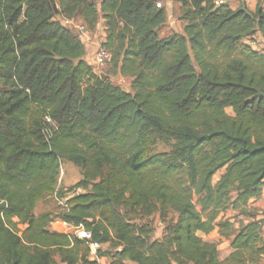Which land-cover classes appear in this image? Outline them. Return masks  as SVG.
<instances>
[{"label":"trees","instance_id":"16d2710c","mask_svg":"<svg viewBox=\"0 0 264 264\" xmlns=\"http://www.w3.org/2000/svg\"><path fill=\"white\" fill-rule=\"evenodd\" d=\"M216 1L179 0L183 32L161 37L162 0H0V264H100L93 243L107 264H260L264 52L245 42L264 43V11ZM62 19L104 21L100 46L130 92L93 71ZM61 161L83 192L36 217ZM229 208L249 221L235 227ZM166 210L177 219L152 241L135 221ZM55 219L89 238L49 231ZM215 229L223 260L200 236Z\"/></svg>","mask_w":264,"mask_h":264},{"label":"rangeland","instance_id":"374dc122","mask_svg":"<svg viewBox=\"0 0 264 264\" xmlns=\"http://www.w3.org/2000/svg\"><path fill=\"white\" fill-rule=\"evenodd\" d=\"M180 19L181 20V14L177 15L176 13L173 16V20L175 22H178ZM104 33V29L102 30ZM257 47L259 49L260 53L264 52V43L263 40L260 36V34L255 35ZM105 40V36L103 37L101 35V29L98 28V26L95 27L93 30H88L87 32V39L83 42V44L88 47V45L92 43H96V49L92 50L91 53H89L90 57L91 55L93 56L95 52L98 50L100 44ZM246 43V42H245ZM93 58V57H92ZM92 66V65H91ZM115 69L112 67L111 64H109V60L105 64V66L101 67L96 74L100 75L101 77H106L109 79L113 85H116L120 87L123 91L130 92L131 91V86H130V80L128 78L122 77L120 74H114ZM226 113L230 116L233 115L231 109H227ZM155 150L157 152H165L168 151V148L163 147L162 145H157ZM219 175H216L213 179L214 182L218 179ZM82 176H81V171L78 167L74 166L72 163L68 161H61L60 164V170H59V176H58V182L56 186V192L53 195H50L48 197H45L41 201H39L34 210L33 214L34 216H39L42 213L48 212L53 215V217H56L58 213L63 211L66 208L67 201L74 195L76 194H81L83 191L77 188V183L81 181ZM197 210H199V207H196ZM166 217H163L160 215V213H154L150 217L144 218L142 220H136L135 223L138 224H146L150 227L152 230L151 234V240H160L163 235L165 234L166 227L170 222H175L177 219V215L170 211L166 210ZM235 215V212L232 211L230 208L227 209L226 211L221 213V216H224L226 218H231L234 223L235 227H238V223L240 222H247L249 221L248 218H245L243 216H237L236 218H232V216ZM250 215H255L259 216V219L261 215H264V211H262V214H257L256 210L252 209L250 210ZM257 219V217H256ZM19 231V235L21 236V233L24 229L23 225H19L17 227ZM48 230L52 232H59V233H65L69 235H75L78 239L80 230L75 229L70 225L64 224L60 222L59 220L55 219L53 223H51L48 226ZM211 234V233H210ZM200 236L206 241L208 238H206L204 235L200 234ZM262 238L264 241V231L262 232ZM211 243H215L218 247V255L219 259L223 260L228 256V250H229V241L230 239L220 237L218 235V232H214L211 234V238L209 239ZM100 249L101 252L105 253H111L112 251L110 250L108 245H103L98 248H96L95 251H89V258L91 260H97L100 264H107L108 263V258L107 257H102V258H97L96 257V251ZM57 264L59 263V258H55ZM260 264H264V257H262Z\"/></svg>","mask_w":264,"mask_h":264},{"label":"crops","instance_id":"0c3cea01","mask_svg":"<svg viewBox=\"0 0 264 264\" xmlns=\"http://www.w3.org/2000/svg\"><path fill=\"white\" fill-rule=\"evenodd\" d=\"M219 4L227 5L230 9L236 10L238 8H243L248 10L249 12H254L257 8H261L264 11V0H218ZM162 5L164 6L167 14V21L164 26H162L159 30V35L161 37L169 36L172 33H178L182 34L183 32V26L184 22L180 19H178V22H175L173 20V16L176 13L177 15L181 14V3L179 0H162ZM78 23H82L79 19H76ZM98 28L101 29V35L104 37L105 33L102 32L104 29V21L100 19L97 24ZM86 56H85V62L91 66L93 62V56H89L92 50L96 49V43H92L86 47ZM250 208L256 210L257 214H262V211H264V187L261 191V197L255 201L251 202L249 204ZM263 216L261 215L260 218ZM257 219H259V216H257ZM264 229V227H263ZM264 231V230H263ZM216 233L217 229H215L212 233ZM211 233V234H212ZM211 234L205 236L208 238L206 239L207 242H210L209 239L211 238ZM211 243V242H210ZM230 249L228 250V255L230 253Z\"/></svg>","mask_w":264,"mask_h":264},{"label":"built area","instance_id":"2783aa9c","mask_svg":"<svg viewBox=\"0 0 264 264\" xmlns=\"http://www.w3.org/2000/svg\"><path fill=\"white\" fill-rule=\"evenodd\" d=\"M216 4L220 5L218 3V0L216 1ZM156 7L160 8L161 4L157 3ZM62 25L67 27V28L73 29L75 31V33L79 36L82 43L85 41V39H87L88 30L85 27V25H83L82 23H78V22H75L74 20H70V19H62ZM246 44L250 48H252L253 50L258 49L257 44L253 39L247 40ZM109 57L110 56H109L108 51H106L101 46H99L98 50L93 55V62H92V66H91L93 71L96 73L101 67L105 66V64L109 60ZM45 121L47 123L51 124L50 120L47 117H45ZM79 230H80V234H79L80 239L89 238V235L86 234L81 228H79ZM96 248H98L97 244L93 243L90 245V250L92 252L95 251Z\"/></svg>","mask_w":264,"mask_h":264}]
</instances>
